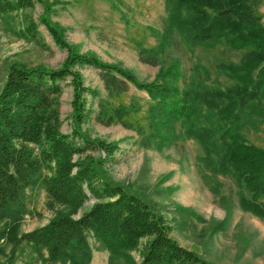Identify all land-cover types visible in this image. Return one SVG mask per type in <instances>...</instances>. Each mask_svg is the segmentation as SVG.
I'll list each match as a JSON object with an SVG mask.
<instances>
[{"label":"trees","instance_id":"1","mask_svg":"<svg viewBox=\"0 0 264 264\" xmlns=\"http://www.w3.org/2000/svg\"><path fill=\"white\" fill-rule=\"evenodd\" d=\"M37 1L42 0H0V21L9 22ZM253 4L254 0H165V29L152 28L159 43L139 44L141 60L154 64L167 57L177 39L191 49H249L239 64L217 65L232 81L225 87L210 81L209 68L200 60L188 76L181 59L171 56L156 79L139 81L129 69L77 51L47 14L39 22L29 15L21 18L16 29L20 37L44 44L42 24L68 56L56 69L13 63L0 90V221L8 220L4 237L11 250L8 261L0 264H13L27 250L42 264H88L89 236L109 252L110 264L117 257L130 258L128 251L140 246L142 264H214L174 240L164 215L144 197L104 177L102 166L114 157L116 144L61 131L58 96L67 79L75 91L79 122L86 114L80 97L85 91L96 94L83 86L75 65L99 68L107 82L122 78L146 91L151 105L144 141L163 148L193 139L202 150L198 160L205 179L233 176L249 192L239 190L242 208L264 217L259 201L264 196V148L243 132L258 130L264 122V23ZM135 109L136 104L119 105L109 118H124ZM106 116L102 111L101 117ZM93 148L105 150L106 157L87 154ZM38 185L46 192L53 216L19 233V223L30 213L27 190ZM210 186L219 192V184Z\"/></svg>","mask_w":264,"mask_h":264},{"label":"rangeland","instance_id":"2","mask_svg":"<svg viewBox=\"0 0 264 264\" xmlns=\"http://www.w3.org/2000/svg\"><path fill=\"white\" fill-rule=\"evenodd\" d=\"M253 7L264 23V0H254ZM44 14L62 29L77 51L129 69L143 82L156 79L171 56L181 59L188 76L193 64L200 60L209 68L210 81L225 87L232 81L217 65L239 64L249 50H229L224 46L191 49L177 39L163 61L143 62L139 44L152 47L159 43L160 37L153 34L152 28L165 29V0H42L35 2L33 8L20 10L9 22L0 21V90L13 63L51 69L64 64L67 50L56 45L44 25H40L44 44L16 33L18 22L25 15L39 22ZM73 70L81 77L83 86L96 94L85 91L80 97L86 114L84 121L79 122L74 106L75 91L71 78L67 79L64 91L58 96L61 131L72 135L78 131L93 141L117 145L114 157L102 166L104 177L144 197L164 215L171 226L170 236L202 258L214 264H264V217L242 208L239 190L243 189L234 177L218 174L205 179V170L198 160L202 150L193 139L179 140L163 148L145 142L143 135L149 132L151 105L146 91L122 78L107 82L101 70L93 66L75 65ZM131 104H136L137 109L130 115L110 120L109 115L116 107ZM102 111L108 116L102 118ZM243 132L251 143L264 148V122L258 130L244 128ZM87 154L107 155L98 148L88 150ZM209 181L213 186L219 184V192L211 189ZM243 192L249 195L247 190ZM46 201V192L40 185L27 190L25 203L30 213L24 214L19 223V233L38 228L52 218L53 211L47 208ZM259 201L264 204V196ZM8 225V220L0 221V232L4 230L0 262H7L11 251L4 237ZM88 241L92 249L88 264H110L109 252L94 237L89 236ZM140 247L128 251L130 258L117 257L113 263L142 264ZM13 264L42 262L27 250Z\"/></svg>","mask_w":264,"mask_h":264}]
</instances>
